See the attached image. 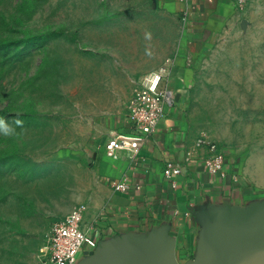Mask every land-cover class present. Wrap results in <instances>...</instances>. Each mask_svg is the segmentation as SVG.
Masks as SVG:
<instances>
[{"label":"rangeland","instance_id":"374dc122","mask_svg":"<svg viewBox=\"0 0 264 264\" xmlns=\"http://www.w3.org/2000/svg\"><path fill=\"white\" fill-rule=\"evenodd\" d=\"M167 2L0 0V119L14 129L0 134V264H35L51 222L97 190L90 153L105 121L175 52ZM189 64L200 138L264 149V0H243Z\"/></svg>","mask_w":264,"mask_h":264},{"label":"crops","instance_id":"0c3cea01","mask_svg":"<svg viewBox=\"0 0 264 264\" xmlns=\"http://www.w3.org/2000/svg\"><path fill=\"white\" fill-rule=\"evenodd\" d=\"M167 1L169 11L180 21L175 52L166 60L169 76L162 83L174 93V105L133 159L113 157L106 149L112 133L131 132L126 104L105 121L106 130L99 133L90 153L95 160L97 190L85 204L82 228L98 243L167 226L175 241L176 259L182 264L195 250L199 226L193 213L199 207L247 208L264 199V149L221 147V173L212 174L202 160L207 148L196 146L201 136L187 115V93L196 74L189 60L202 59L243 0ZM167 165H178L181 173L164 177ZM122 180L128 189L115 191L113 184Z\"/></svg>","mask_w":264,"mask_h":264},{"label":"water","instance_id":"95a60500","mask_svg":"<svg viewBox=\"0 0 264 264\" xmlns=\"http://www.w3.org/2000/svg\"><path fill=\"white\" fill-rule=\"evenodd\" d=\"M193 216L199 226L195 250L182 264H264V199L247 208L201 206ZM168 230L100 241L76 264H180Z\"/></svg>","mask_w":264,"mask_h":264},{"label":"built area","instance_id":"2783aa9c","mask_svg":"<svg viewBox=\"0 0 264 264\" xmlns=\"http://www.w3.org/2000/svg\"><path fill=\"white\" fill-rule=\"evenodd\" d=\"M169 61L142 75L126 103V117L130 133H112L106 143V149L113 157L121 156L133 159L139 152L146 136L152 134L165 118L167 110L174 105V93L162 83L169 76ZM196 146H205L207 155L202 160L208 172L221 173L223 150L214 142L203 138L196 140ZM166 178L177 177L181 168L167 165L163 171ZM115 191L128 189L126 182L113 184ZM84 204L74 206L65 216L49 225L45 241L40 248V257L35 264H76L77 256L95 249L96 238L87 234L83 228Z\"/></svg>","mask_w":264,"mask_h":264},{"label":"clouds","instance_id":"9594fccd","mask_svg":"<svg viewBox=\"0 0 264 264\" xmlns=\"http://www.w3.org/2000/svg\"><path fill=\"white\" fill-rule=\"evenodd\" d=\"M15 123L17 125H23V121L16 120ZM10 133H14V129H12L8 124L4 122V120L0 119V134L4 136H9Z\"/></svg>","mask_w":264,"mask_h":264}]
</instances>
